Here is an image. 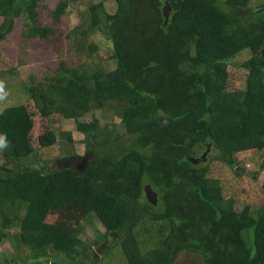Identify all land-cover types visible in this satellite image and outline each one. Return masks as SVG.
Here are the masks:
<instances>
[{"label":"trees","instance_id":"trees-1","mask_svg":"<svg viewBox=\"0 0 264 264\" xmlns=\"http://www.w3.org/2000/svg\"><path fill=\"white\" fill-rule=\"evenodd\" d=\"M42 1L0 0V42L19 17L27 36L51 41L69 0L59 1L51 22L40 16ZM106 1L91 3L84 26L70 32L92 61L61 62L27 90L42 119L79 120L98 109L118 115L130 143L116 125L105 132L98 117L79 120L87 146L92 136L111 154L85 155L81 171L70 162L44 170L22 162L55 146L57 133L38 131L26 104L0 111V134L9 142L0 163V244L13 238L15 264H41L50 253L76 260L86 247L80 224L94 212L119 236L127 264H175L191 250L204 253V264H264V204L237 210L219 179L208 176L215 160L245 169L252 150H264V8L248 10L250 0H114L110 13ZM97 32L110 41L115 69L93 56L101 48L90 41ZM245 51V87L230 90L228 60ZM64 136L75 144L71 132ZM209 143L207 161L193 163L189 157L201 156ZM251 175L264 190V162ZM147 182L157 204L147 198ZM14 225L13 235L4 231Z\"/></svg>","mask_w":264,"mask_h":264},{"label":"rangeland","instance_id":"rangeland-1","mask_svg":"<svg viewBox=\"0 0 264 264\" xmlns=\"http://www.w3.org/2000/svg\"><path fill=\"white\" fill-rule=\"evenodd\" d=\"M60 0H43L38 10L43 21H52L51 11L55 9ZM101 0H69L66 14L57 27V34L51 36V41L41 39L40 37L30 38L25 34L26 19L19 17L15 21L13 30L8 33L6 38L0 42V111L7 106L26 104L29 109L35 113L36 127L38 131H44L51 128L58 135V143L52 148L40 150L36 155L24 159L22 163L29 166L41 167L49 170L53 167H59L75 160V165L83 163L80 171L85 167L88 159L96 158L104 153L111 154V149L100 139L94 140L90 137V148L84 142V135L77 130L79 120L91 121L93 117H98L101 129L106 131H115L121 134L122 141L130 143V136L121 122V118L114 113H106L102 109L92 110L79 120L68 119L60 114H53L50 117L42 119L30 98L27 87L37 83H43L48 77H52L58 70L61 62L67 65H79L83 61H92L88 58V50L82 48L79 50L78 41L73 33H70L78 25L84 26L87 17V9L93 2ZM224 1V0H223ZM106 8L110 13L117 10V4L114 0L105 2ZM225 6V4H223ZM264 8V0H250L248 10H261ZM4 18L0 16V24ZM70 36H69V34ZM90 41H95L100 45V50L93 54L94 58L102 59L106 70L115 69L116 61L110 59L111 47L110 41L106 35L97 32L93 33ZM88 46H86L87 48ZM251 56V51H245L232 59L228 60V89H243L246 84L248 71L242 66V62ZM44 129V130H43ZM65 132H71L75 137L73 145L68 138L64 136ZM116 133V132H115ZM83 141V142H82ZM117 142L113 143V147ZM246 161L245 169L233 168L228 164L215 160L211 162L208 176L219 179L224 196L235 198V208L242 210L250 205L252 210H256L264 204V190L262 186L255 182L251 172L260 168L264 162V150L258 151ZM0 151V163H4ZM251 152V150H250ZM83 155L84 158H77L75 155ZM250 154V153H249ZM247 154V155H249ZM84 160V162H83ZM241 171L242 174H238ZM145 202V197L140 201ZM0 226V230H1ZM4 231L13 235L18 231L16 225L5 228ZM80 237L85 243V248L81 250L78 258L72 260L64 254L50 253L48 256H42L41 264H55V261L61 264H127L124 253L120 250L118 244L119 236L108 233L105 226L98 219L94 212L89 213L80 224ZM17 251L11 236L4 238L0 244V264H15L14 258L17 257ZM22 257H28L33 261L32 253L24 251ZM34 263V262H33ZM35 264H38L37 262ZM175 264H204V253L202 251H185L178 255Z\"/></svg>","mask_w":264,"mask_h":264},{"label":"water","instance_id":"water-1","mask_svg":"<svg viewBox=\"0 0 264 264\" xmlns=\"http://www.w3.org/2000/svg\"><path fill=\"white\" fill-rule=\"evenodd\" d=\"M162 12H163V17L165 18V24H167L169 21L171 12H172V6L170 5L168 1L164 3ZM210 149H211V143L208 144L207 150L204 151V153L201 156L199 157L190 156L189 159L193 163H196V164L203 162V161L205 162L208 159V153ZM67 167H69V165H67ZM145 191H146L148 200L154 204H157L158 203V192L154 190L151 184L148 182L146 183Z\"/></svg>","mask_w":264,"mask_h":264},{"label":"clouds","instance_id":"clouds-1","mask_svg":"<svg viewBox=\"0 0 264 264\" xmlns=\"http://www.w3.org/2000/svg\"><path fill=\"white\" fill-rule=\"evenodd\" d=\"M0 92H2V85H0ZM9 147V142L6 135L0 134V151L6 150Z\"/></svg>","mask_w":264,"mask_h":264},{"label":"flooded vegetation","instance_id":"flooded-vegetation-1","mask_svg":"<svg viewBox=\"0 0 264 264\" xmlns=\"http://www.w3.org/2000/svg\"><path fill=\"white\" fill-rule=\"evenodd\" d=\"M83 162H84V160H83ZM70 163H71L72 165L75 166V160H74V159H71ZM82 164H83V163H79V165H78L76 168H77L78 170H80L79 168H80V166H82Z\"/></svg>","mask_w":264,"mask_h":264}]
</instances>
